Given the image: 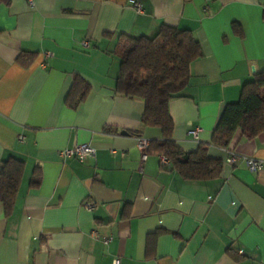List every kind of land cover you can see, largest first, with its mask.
I'll return each mask as SVG.
<instances>
[{
    "label": "crops",
    "instance_id": "crops-1",
    "mask_svg": "<svg viewBox=\"0 0 264 264\" xmlns=\"http://www.w3.org/2000/svg\"><path fill=\"white\" fill-rule=\"evenodd\" d=\"M33 1L0 0V163L24 161L9 213L0 202V264H264V168L246 162L264 161V133L237 131L234 163L212 146L221 174L188 181L156 154L143 159L139 139L160 140L161 129L132 134L144 101L115 90L124 38L162 25L191 31L202 56L169 112L180 148L209 143L226 104L264 70V0ZM78 75L90 89L73 108ZM85 142L94 157L60 154Z\"/></svg>",
    "mask_w": 264,
    "mask_h": 264
},
{
    "label": "trees",
    "instance_id": "trees-1",
    "mask_svg": "<svg viewBox=\"0 0 264 264\" xmlns=\"http://www.w3.org/2000/svg\"><path fill=\"white\" fill-rule=\"evenodd\" d=\"M233 29L242 34L236 24ZM116 53L121 58L116 93L144 101L141 127L132 134L141 136L146 127L160 128L162 138L149 141L145 152L168 158L171 169L177 170L185 180L204 181L218 177L224 161L210 156V148L229 149L237 131L245 139L264 133V70L256 72L243 85L237 101L226 104L211 141L187 152L174 139V121L169 104L183 96L191 76V64L202 56L199 41L189 30L162 25L151 37L124 38ZM24 57L20 54L18 61L27 64ZM89 89V84L81 76H76L66 103L75 108L86 98ZM23 171L24 161L20 159L10 157L0 163V202L4 204L6 213L13 206Z\"/></svg>",
    "mask_w": 264,
    "mask_h": 264
},
{
    "label": "built area",
    "instance_id": "built-area-1",
    "mask_svg": "<svg viewBox=\"0 0 264 264\" xmlns=\"http://www.w3.org/2000/svg\"><path fill=\"white\" fill-rule=\"evenodd\" d=\"M29 4L32 6L34 5V1L33 0H28ZM134 6L136 8V10L138 12H142V5L138 2H134ZM82 46L84 48H88L89 47V42L88 41H84L82 43ZM48 55H51L48 53ZM201 132V128L197 127L195 129H191L189 131V134L192 135L195 139H198L199 135ZM20 140H23V137L20 136L19 137ZM148 145V141L144 140V139H139L138 141V146L139 148L144 152L143 153V159L146 158L147 154L145 152L146 147ZM226 153L228 154V157L226 159L227 162L229 163H234L237 160L238 155L236 154V152L228 149V148H224ZM60 154L63 157H77L79 158L81 161H85L89 158H92L95 156V149L94 147L91 145V143L89 142H85V143H80L72 148H66L60 151ZM160 159V165L161 167H168L170 165V161L168 158H166L165 156L161 155L159 156ZM246 162L247 165L249 167L250 170L255 171V172H262L263 168H264V161L263 160H258V159H254V158H246ZM96 206L95 202L92 201H84V207L87 210H92L94 207ZM93 236L96 239H101L103 240L104 243H109L112 239L110 237H100L98 233L93 232L92 233ZM112 264H120V258L119 257H115L113 259Z\"/></svg>",
    "mask_w": 264,
    "mask_h": 264
},
{
    "label": "water",
    "instance_id": "water-1",
    "mask_svg": "<svg viewBox=\"0 0 264 264\" xmlns=\"http://www.w3.org/2000/svg\"><path fill=\"white\" fill-rule=\"evenodd\" d=\"M122 133L126 134L127 132L126 131H123Z\"/></svg>",
    "mask_w": 264,
    "mask_h": 264
}]
</instances>
